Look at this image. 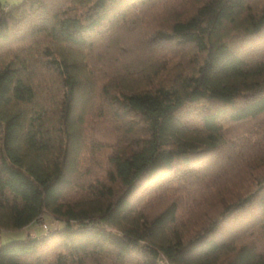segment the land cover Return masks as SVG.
I'll return each instance as SVG.
<instances>
[{
    "label": "trees",
    "instance_id": "obj_1",
    "mask_svg": "<svg viewBox=\"0 0 264 264\" xmlns=\"http://www.w3.org/2000/svg\"><path fill=\"white\" fill-rule=\"evenodd\" d=\"M262 115L264 0H0V231L64 223L0 264H264V176L214 215L189 189H221L226 130ZM100 119L115 144L85 175Z\"/></svg>",
    "mask_w": 264,
    "mask_h": 264
},
{
    "label": "rangeland",
    "instance_id": "obj_2",
    "mask_svg": "<svg viewBox=\"0 0 264 264\" xmlns=\"http://www.w3.org/2000/svg\"><path fill=\"white\" fill-rule=\"evenodd\" d=\"M4 4L14 5L17 4L20 0H1ZM108 119L95 120L91 126H89V139L87 142L91 144L92 150L88 149L84 155L85 161L81 163L80 170L86 175L91 173L92 175L99 174L102 169L106 166L105 157L107 152L113 148L115 144V131L112 124ZM264 137V115L257 120L237 124L234 127H228L226 130L225 139L227 142H231L234 139V147H238V144L241 143V153L238 154L237 163L235 171L233 172L230 167L222 168L219 177H217L220 183L221 189L219 191L212 189V183L209 185L208 193H205L203 185L208 183V177L203 184L194 186L191 182L192 187H189L190 190L195 191L196 195L201 197L204 201L202 208H196L194 212L196 214L193 217L203 215L207 212L209 215H214L219 210V203L222 200V197L226 198V186L234 193L241 192L243 195L248 189V184L253 183L251 180H254V183L259 181L264 176V142L262 138ZM244 138V139H243ZM248 141L256 143V146L253 148H244V145ZM92 157L90 158V156ZM90 158V159H89ZM225 167V166H224ZM89 172V173H88ZM218 175V173H217ZM249 181V183H248ZM245 185L244 188L241 186ZM144 191L139 193L140 197L138 201H135V205H138L141 201L143 209L148 214H152L159 210L164 202L155 201L151 205H146L148 202V196L144 197ZM181 196V195H180ZM149 206V207H148ZM190 216V215H189ZM64 223L58 220H55L51 216L44 215L42 218L34 222L33 224L17 231H0V245L6 244L13 241H23L27 240L29 237H40L44 234L50 232H55L62 228Z\"/></svg>",
    "mask_w": 264,
    "mask_h": 264
},
{
    "label": "crops",
    "instance_id": "obj_3",
    "mask_svg": "<svg viewBox=\"0 0 264 264\" xmlns=\"http://www.w3.org/2000/svg\"><path fill=\"white\" fill-rule=\"evenodd\" d=\"M33 224V223H32ZM31 225V224H30Z\"/></svg>",
    "mask_w": 264,
    "mask_h": 264
}]
</instances>
